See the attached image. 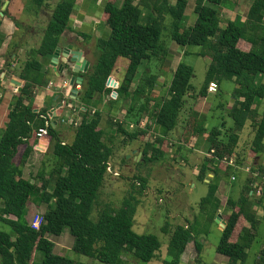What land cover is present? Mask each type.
<instances>
[{
	"label": "trees",
	"instance_id": "trees-1",
	"mask_svg": "<svg viewBox=\"0 0 264 264\" xmlns=\"http://www.w3.org/2000/svg\"><path fill=\"white\" fill-rule=\"evenodd\" d=\"M50 1L57 4L40 46L32 49L25 65L13 72L24 85L13 97L8 122L0 132V223L12 231L0 232V264H82L73 259L71 253L100 264H129L125 257L143 263L158 259L162 248L159 236L142 235L134 230L148 179L135 177L138 182L132 184V190L119 207L103 203L101 197L115 156L116 139L122 138V145L126 147L138 145L143 155L140 164L161 162L176 146L172 136L185 116V135L198 140L207 136L209 144L210 156L204 157L197 175L209 188L200 209L207 222L213 224L225 208L223 215L227 225L217 252L227 257L230 264H246L258 243L259 227L264 220L259 216L264 205V164L252 167V175L247 178L239 197L232 196L234 181L225 204L218 197V191L223 181L241 174L229 162L237 156L236 164H242L245 152L238 153V148L249 124L254 134L251 157L259 159L264 155V112L261 114L258 110L264 100V0L252 1L244 21L241 11L246 0H197L194 13L198 19L190 28L183 26L189 0H176L175 4L173 0H123L122 4L118 0H106L104 23L110 28L111 36L98 41L99 59L86 73L77 74L84 78L78 95L83 111L75 140L70 144L64 143L51 121L52 106L46 103L36 111L35 105L36 89L45 88L51 82L41 59L51 58L59 48L63 35L71 28L77 3V0H30L36 11H41ZM4 5L0 0V13ZM226 8L237 12L234 20L224 21ZM4 41L0 34V47ZM171 42L186 51L168 92L156 97L162 76L151 73L148 67L153 61L163 65L172 62ZM189 48L198 51L191 54ZM189 55L209 62L199 91L192 84L195 64L185 62ZM144 62L147 68L135 87ZM168 71L166 69L165 75ZM67 73L72 74L68 65ZM229 80L237 84L228 115L234 126L228 132L222 125L209 129L208 118L202 114L211 97L209 88L215 83L217 94L223 82ZM5 95L0 79V125ZM128 102L123 121L110 116V126L116 127V130L110 128L115 130V134L110 135L103 126L105 108ZM144 118L151 119L155 125L158 136L154 142L146 140L151 127L134 132L127 129L128 121L140 127ZM42 129H48V135L41 139L38 133ZM50 147L54 156L50 175L39 173L36 180L40 183L26 179L24 167L29 158L35 150L45 151ZM33 199L39 207L47 206L39 229L33 228L36 216L28 217V205ZM96 208L99 210L97 219L94 218ZM67 231L74 238L73 248L67 255H58L56 244L50 238L61 237ZM162 233L170 238V260L163 264H181L193 240H196L197 251H202L190 222L174 226L168 221ZM39 254L41 263H36ZM255 264H264V247L257 254Z\"/></svg>",
	"mask_w": 264,
	"mask_h": 264
},
{
	"label": "rangeland",
	"instance_id": "rangeland-1",
	"mask_svg": "<svg viewBox=\"0 0 264 264\" xmlns=\"http://www.w3.org/2000/svg\"><path fill=\"white\" fill-rule=\"evenodd\" d=\"M173 1L176 2V0ZM196 1L197 0H189L190 5L183 23L184 28L193 27L197 22L198 17L194 13ZM122 3V1L119 2V4ZM225 10L229 9L226 8ZM236 14L237 12H223L224 21L226 22L231 20V18L234 20L236 18ZM222 27L224 28L225 24H223ZM25 32L26 30L22 29L20 31V35H23ZM42 39L43 35L41 37V40ZM188 50L191 54L198 51L197 48H189ZM93 52L98 60L101 54L99 48L96 47ZM193 57V55L187 56L185 62L187 64H195V77L192 84L195 89L199 91L204 84L209 62L205 61L203 58L195 60ZM146 68L147 62H144L140 68L137 77L138 80ZM164 68L162 63L153 61L149 64L148 70L151 73L159 74ZM166 80L168 84L171 83L172 77L169 71L167 72ZM262 82H264V79ZM236 87L237 84L234 80L224 81L221 86V90H218V93L213 95L215 103L207 115V127L209 129L222 125V127H225L228 132L229 129L234 126L232 119H230L228 115L229 108L232 106V94ZM167 91L168 89L162 93V96H165ZM128 108L129 102L126 103V110ZM109 110L110 109L107 107L105 111L106 119L104 127L106 129L110 127L116 130V127L110 126L108 116ZM258 110L261 114L264 112V100L260 102ZM125 117L126 116L122 115V117L120 116V118H117L116 121H123ZM186 119V116L183 117L181 127H179L176 134H173V138L175 139L174 141L180 142V144H182L181 147H184V153L174 154L173 152H170L169 155L161 162L153 164H140L143 161V155H141V151L138 146H123L121 142L122 138H118L115 141V156L111 161V169L114 174L108 173L107 182L102 192V202L112 203L116 207L121 206L125 198L128 196V193L132 190V184L134 182H138V180H135V177L147 178L148 188L145 191V194L142 197V203L138 208L134 230L138 234L142 235H157L162 242V248L158 259L153 260L150 263H143L132 259L134 260L132 264H163V261L170 260L168 255L170 238L162 233V228L168 221L174 226L190 222L194 226L196 236H200L201 234H205L207 236V243L205 244L202 255V264H211L213 257L216 254V249L221 240L222 232L219 230L218 223L216 221L213 224L207 222L206 216L203 215V212L200 209V202L208 195L209 188L207 184L199 181L197 178L203 164V159H200L199 156H196V154L193 153L195 151L193 150L194 147L192 144L197 145V142L194 139L195 137L188 134L185 135L184 133L186 129H184L183 126L186 125ZM142 121L144 122L141 123L140 127H138L134 121H128L126 124L128 125L127 129L129 132H134L138 128L146 130L151 127L150 130H147L149 136L146 137V140L154 142L156 140V136L158 135L154 130L155 125L153 124V121L147 120L146 118ZM132 125L135 126L132 128ZM253 140L254 134L249 124L241 136V150H245L247 155L249 154L248 152H250ZM204 150L207 155L209 152L208 143L206 144ZM38 152L40 153V156L35 158V162L37 163V166H35L36 168L28 167L27 170L25 169V178L31 180L33 183H40L36 179L41 172L50 175L54 163L53 147L47 148L45 151ZM17 160H19V157ZM42 160H44L43 166L40 167ZM261 160L264 162V155L261 157ZM253 166L254 162L252 161L249 164L242 165L243 170L239 166L238 173L241 174L239 177L236 176L238 180L234 183L235 197H239L242 188L246 184L247 178L252 175L250 171ZM115 173L118 175H115ZM220 195L223 196V192ZM46 210V205L41 208L36 204L35 199H33L28 205V217L30 218L31 216H34L35 218V216L40 213L44 214ZM98 217L99 210L96 208L94 211V218L97 219ZM0 232L11 233L12 231L7 225L0 223ZM259 233L260 237L258 239V243L251 250L250 257L246 264H255L257 254L264 247V223L259 228ZM50 239L56 244L55 252L57 254L59 252L66 253L67 249L73 248L74 245V238L69 231H67L61 238L51 237ZM70 256L82 264H100L91 258L77 255L75 253H71ZM41 259L42 256L39 254L35 259V262L41 263Z\"/></svg>",
	"mask_w": 264,
	"mask_h": 264
},
{
	"label": "crops",
	"instance_id": "crops-1",
	"mask_svg": "<svg viewBox=\"0 0 264 264\" xmlns=\"http://www.w3.org/2000/svg\"><path fill=\"white\" fill-rule=\"evenodd\" d=\"M4 2H9L8 7V15H5L2 9L0 13V34L2 37L5 38V41L0 47V79L2 81L3 87L6 89V95L4 96V107H3V119L0 125V130L4 129L7 122H8V111L10 107V103L15 95L19 93L20 88L24 85V82L15 74L14 71L25 65L26 61L28 60L29 53L32 49L38 48L41 44V37L44 34L46 26L52 16L54 8L57 4L56 1H50L47 6H45L41 11H36L32 8L30 0H3ZM123 2V0H118V2ZM253 0H246L245 5L241 11L243 15V21L245 20L246 14L250 5L252 4ZM106 0H77L76 8L71 17V28L63 35L61 39V44L59 48L61 49H71V50H79L84 53L86 60L91 64L97 61L93 50L98 47V41L100 39H108L111 36L110 28L104 23V8H105ZM173 4L175 2L173 1ZM190 5V3H189ZM189 7V6H188ZM188 10V9H187ZM224 12H231L236 13L233 10H224ZM187 13V12H186ZM237 17V14H236ZM232 20V18H231ZM18 23V26H17ZM25 29L26 32L23 35H20V31ZM171 55H172V62L166 63L163 65V71L159 73L162 77L159 80L158 89H157V96H162L167 89H169L170 83L168 84L166 80L165 69H170L169 72L171 73V77L173 76L174 72L176 71L177 67L179 66L180 62L182 61V57L186 51L179 47L176 43L172 42L170 45ZM52 58L49 59H41V62L44 63V71L49 73L51 78L50 84L45 88L36 89L35 94V105L38 107L36 111H39L45 104H49L52 106L51 110L56 109V116H51V121L53 122L54 126L60 131L61 138L64 143L70 144L73 143L75 140L76 135V128L77 126L68 125L63 123V119L71 117L75 119V121L80 124L82 120V113L77 112V114H73L68 109V105H73L74 107H79L83 111V107L78 102V95L80 93L81 87L76 86L78 90V94L72 95L71 97L67 96L70 76L68 77L67 74V65H64V53L61 55L59 59L58 67L56 68L54 64H52ZM64 65L66 68L65 71L61 72L60 66ZM73 67V66H72ZM71 67V68H72ZM62 75H65L63 78ZM79 76V75H77ZM170 76V74H169ZM138 84V79H136L135 87ZM168 92V91H167ZM210 99L205 104L202 114L208 115L210 110L212 109L215 99L211 94ZM62 102L57 103L59 99H62ZM100 97H98L99 99ZM53 99V102H52ZM69 99V100H68ZM106 103L109 105V101L107 100ZM233 104V103H232ZM60 105V107L58 106ZM104 107V106H103ZM231 108V106H230ZM229 108V109H230ZM107 109V108H105ZM108 116L110 119L114 118L115 120L120 118V116H126V104H118L116 107L111 106L109 108ZM95 109L93 110L94 113ZM106 111V110H105ZM69 119V118H68ZM103 126L105 123V112L103 115ZM147 120H151L146 118ZM144 121H142L143 123ZM208 126V124H207ZM106 129V128H105ZM109 133L114 134L113 130H110V127L106 129ZM176 134V133H175ZM173 138V136H172ZM207 136H205V139ZM197 142V145L192 144L194 147V154L199 156L200 159H204L206 156H210L209 152L206 155L205 153V146L208 143L207 139L204 138L202 140H198L194 138ZM173 138L172 141L176 146L172 149L171 152L174 154L177 153H184V147H181L182 144L180 142H175ZM138 146V145H136ZM191 146V147H192ZM139 148V147H138ZM208 151H209V144H208ZM245 152V150H243ZM241 150V142L239 144L238 153L243 152ZM249 154L243 156L242 164L236 165V157L232 158L229 164L236 169L240 168L243 170L242 165H246L254 162V165L264 164V162L259 159H253L251 157V151L248 152ZM201 154V155H200ZM142 155V153H141ZM203 155V156H202ZM40 156V153L35 150L32 156L29 158L27 164L24 167V174L25 169L27 170L28 167L36 168L37 163L35 162V158ZM44 160L41 162V166H43ZM112 166V164H111ZM241 170V171H242ZM196 172V171H195ZM244 172V171H243ZM247 172V171H245ZM197 173V172H196ZM251 173V171H250ZM246 174V173H244ZM210 177H214L213 174H210ZM238 179L233 177L228 181H223L220 185L218 191V197L224 202L228 199L231 195L232 190V181L236 182ZM209 182V181H206ZM223 192V196L220 194ZM235 193V192H234ZM232 193V196H234ZM259 195H262V192H259ZM237 198V196L235 197ZM44 205L40 206L43 208ZM224 209L219 212L216 216L215 221L217 222L218 216H222V221H225L224 218ZM259 216L263 220L264 219V205L261 210H259ZM218 228L221 232H223L224 227L222 222H217ZM264 220L262 221L261 226L263 225ZM260 226V227H261ZM259 227V228H260ZM66 233V232H65ZM64 235V234H63ZM62 237V236H61ZM58 237V238H61ZM198 242L202 247L201 253L197 251L196 248V240H193L187 247L185 254L182 257L181 264H202V255L205 248V244L207 243V236L205 234H201L197 238ZM72 248H68L66 253L59 252L58 255H67ZM57 254V253H56ZM127 261L132 264L134 260L131 257H125ZM211 264H230L229 259L217 252L213 257Z\"/></svg>",
	"mask_w": 264,
	"mask_h": 264
},
{
	"label": "water",
	"instance_id": "water-1",
	"mask_svg": "<svg viewBox=\"0 0 264 264\" xmlns=\"http://www.w3.org/2000/svg\"><path fill=\"white\" fill-rule=\"evenodd\" d=\"M9 2H5V5L3 7V11L6 10V8L8 7ZM64 53V65L68 64L69 67H72V74H67L68 77L70 76V81H69V87H68V91H67V96L71 97L72 95H76L78 94V90L76 89V85H80L82 86L84 78L81 76H77V74L79 73H86L89 68H90V63L86 60L84 53L82 51L79 50H71V49H61L58 48L55 52V54L53 55L52 58V64H54V66L57 68L58 64H59V59L61 57V55ZM62 64L60 66V70L63 74V72L65 71V67ZM62 77L64 78L65 75H62ZM60 107V105H58ZM50 116H56V109L51 110L50 112ZM217 222H222L223 227L225 228L227 225L226 221H222V216L219 215Z\"/></svg>",
	"mask_w": 264,
	"mask_h": 264
},
{
	"label": "built area",
	"instance_id": "built-area-1",
	"mask_svg": "<svg viewBox=\"0 0 264 264\" xmlns=\"http://www.w3.org/2000/svg\"><path fill=\"white\" fill-rule=\"evenodd\" d=\"M233 1H236V0H233ZM78 87H81V86L78 85L77 88ZM217 89H218V86L215 83H212L211 86H210V88H209V92L211 94H215L217 92ZM67 107L70 110V112H72L73 114H77V112H81L82 111L81 108L74 107L73 105H68ZM68 118H65V119L62 120L64 124L74 125V126H77L78 125L79 126V124L75 121V119L72 118V116L71 117H68ZM49 124H50V122L47 123V127L49 126ZM133 127H134V125H132V128ZM47 135H48V129H42L38 133V137L41 138V139L44 138V137H46ZM111 167L112 166L110 164V166L108 168V173L114 174V173H112ZM115 175H118V174L115 173ZM43 216H44V214H41V213L36 216V218H35V220L33 222V228L39 229L41 227V225L43 223V220H44V217Z\"/></svg>",
	"mask_w": 264,
	"mask_h": 264
}]
</instances>
